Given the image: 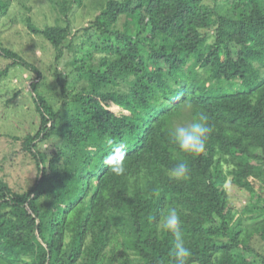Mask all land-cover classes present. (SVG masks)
Segmentation results:
<instances>
[{"label": "trees", "instance_id": "16d2710c", "mask_svg": "<svg viewBox=\"0 0 264 264\" xmlns=\"http://www.w3.org/2000/svg\"><path fill=\"white\" fill-rule=\"evenodd\" d=\"M206 1L104 0L76 32L67 18L44 29L27 18L57 64L68 51L65 64L82 84L68 92L59 83L58 109L39 93V71L0 46L10 66L35 74L38 115L21 140L37 180L22 192L0 180V264H173L174 238L159 228L171 207L192 251L187 264H264L249 246L254 235L264 242V0ZM52 3L67 17L82 0ZM7 6L0 0V14ZM199 110L213 133L204 153H182L168 131ZM118 144L121 175L103 163ZM181 160L190 178L170 180ZM226 180L250 197L238 217Z\"/></svg>", "mask_w": 264, "mask_h": 264}, {"label": "rangeland", "instance_id": "374dc122", "mask_svg": "<svg viewBox=\"0 0 264 264\" xmlns=\"http://www.w3.org/2000/svg\"><path fill=\"white\" fill-rule=\"evenodd\" d=\"M1 1L8 6L4 14H0V46L16 53L39 71L41 79L37 81L38 91L58 109L63 99L59 83L68 92L80 89L82 84L77 83L71 74V67L65 64L69 58L68 51L64 53L63 61L57 64L50 43L42 36L31 33L26 19L30 18L36 28L44 29L56 24L63 25L67 18L73 32H76L89 25L101 10L104 0H82L80 5L72 4L67 17L56 11L52 3L56 0ZM226 1L207 0L206 3L216 6ZM10 65V60L0 57V71L9 66L7 75L0 79V180L14 192H22L30 188L38 178L34 160L21 150V140L28 134L33 135L38 125V115L29 95L30 85L36 80L33 72ZM187 122V117L183 116L174 122V127ZM36 144H39L41 151L50 154L48 143ZM223 188L228 195L230 207L237 217L240 216L239 212L250 201L248 193L233 187L229 180L225 181ZM253 215L248 213L243 216V227H250ZM249 246L264 259V242L257 235L250 239Z\"/></svg>", "mask_w": 264, "mask_h": 264}, {"label": "clouds", "instance_id": "9594fccd", "mask_svg": "<svg viewBox=\"0 0 264 264\" xmlns=\"http://www.w3.org/2000/svg\"><path fill=\"white\" fill-rule=\"evenodd\" d=\"M186 107L192 109L193 105L189 103ZM213 130L209 115L203 110H199L189 122L171 128L168 131V137L180 152L199 155L205 152L207 141ZM108 143L112 144L113 142L109 141ZM125 155L124 146L115 145L112 151L105 156L103 163L112 173L121 175L125 171ZM167 175L173 181L188 180L190 178L189 164L181 160L174 167L168 169ZM156 195H159V193L157 192ZM159 228L163 232L171 234L174 238L169 252L173 264H187L188 259L192 256V251L186 245L184 239L180 211L176 207L169 208L163 214Z\"/></svg>", "mask_w": 264, "mask_h": 264}]
</instances>
